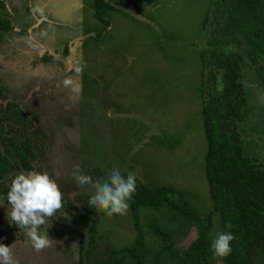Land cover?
I'll return each mask as SVG.
<instances>
[{"label": "rangeland", "instance_id": "rangeland-1", "mask_svg": "<svg viewBox=\"0 0 264 264\" xmlns=\"http://www.w3.org/2000/svg\"><path fill=\"white\" fill-rule=\"evenodd\" d=\"M1 1L0 16L9 17L14 29L0 40L4 86L0 106L12 103L23 113L36 139L37 159L29 171H46L56 180L64 194L66 216L58 212L49 218L50 227L42 226L41 231L48 227L53 242L37 252L25 231L7 217L4 192L0 244L12 245L16 264H80L77 208L97 209L86 202L94 189L79 187L72 174L103 182L111 170H119L146 186L167 185L181 191L201 217L187 222L166 207H140L135 224L130 207L125 215L86 212L90 220H97L95 237L101 250L131 247L139 241L136 253L142 255L143 264H177L182 259L184 264H195L192 253L185 251L200 228L211 224L206 231L210 250L222 232L215 213L211 222L206 218L212 201L204 173L206 141L200 116L199 49L204 45L210 49L206 44L217 25L211 0H136L106 11V24L94 15L93 0ZM205 13L209 20L203 25ZM233 49L242 58L239 81L248 106L240 126L244 154L264 169V84L244 46L235 42ZM68 77L81 85L79 93L63 86ZM20 124L4 122L2 151L5 138L23 137L16 129ZM13 177L0 181L1 186L8 189ZM206 257V264H217L212 250ZM253 259L264 264L259 248ZM135 260L126 254L121 264Z\"/></svg>", "mask_w": 264, "mask_h": 264}, {"label": "trees", "instance_id": "trees-1", "mask_svg": "<svg viewBox=\"0 0 264 264\" xmlns=\"http://www.w3.org/2000/svg\"><path fill=\"white\" fill-rule=\"evenodd\" d=\"M135 1L115 0L112 3L109 0H93L92 7L94 15L106 24V11L128 7ZM210 6L215 7L212 20H216L217 25L206 44L210 49L205 45L199 49L202 65L199 90L203 104L200 116L206 141L204 173L212 201V209L206 218L210 221L211 214L215 213L222 232H231L235 237L231 241V254L222 258L223 264H255L254 251L259 248L264 254V169L244 154L240 126L248 115V106L239 81L242 58L233 45L240 42L244 46L264 84V0H211ZM0 7L4 8V1L0 2ZM205 14L203 25L209 20V14ZM13 29L10 18L0 16V40L3 33ZM44 57L49 58V55ZM1 92H4V86L0 83ZM20 111L12 107V103L0 106V132L5 121L13 125L21 123L16 129L23 136L20 139L5 138L2 142L4 150L0 149V181L20 171L33 169L37 159L35 136L31 134L33 131L24 122ZM8 190L0 182V194ZM128 204L135 224L139 222L140 207H166L173 216H181L187 222L201 217L182 197L181 191L167 185L150 187L136 180V191ZM77 210L80 218L77 226L80 264H89L90 260L93 264H121L126 254L136 259L135 264H143L142 255L136 253L139 241L133 244L134 247L112 249L106 246L102 251L95 237L97 220H90L87 214H97V210L87 213ZM228 223L232 224V228L226 227ZM210 226L209 222L203 225L197 238L185 251L192 253L195 264L207 263L206 256L211 250L208 248L206 231ZM163 237H166L164 232ZM170 250L168 243L166 251ZM97 251L98 255L92 257L91 253ZM184 261L182 259L177 264H184Z\"/></svg>", "mask_w": 264, "mask_h": 264}, {"label": "clouds", "instance_id": "clouds-1", "mask_svg": "<svg viewBox=\"0 0 264 264\" xmlns=\"http://www.w3.org/2000/svg\"><path fill=\"white\" fill-rule=\"evenodd\" d=\"M80 71L82 68H76V72ZM62 83L72 93H79L81 90V85L72 77L64 79ZM72 175L79 187L89 185L94 189V194L88 201L90 209L95 208L108 216L127 213L128 201L136 191V179L133 174L128 173L125 177L119 170H111L103 182L78 172H73ZM63 196L56 180L52 179L46 171H22L15 174L11 180L7 192L9 205L7 217L11 223L25 231L37 252L53 242L47 234V229L51 226L49 218L54 217L58 212H63L65 206ZM62 215L66 216L64 212ZM45 224L48 227L41 231ZM226 227L232 228V224L228 223ZM234 239L231 232L217 233L211 243L213 255L218 258L217 264L220 259L231 254V241ZM0 264H16L12 245L0 244Z\"/></svg>", "mask_w": 264, "mask_h": 264}, {"label": "crops", "instance_id": "crops-1", "mask_svg": "<svg viewBox=\"0 0 264 264\" xmlns=\"http://www.w3.org/2000/svg\"><path fill=\"white\" fill-rule=\"evenodd\" d=\"M19 2H23V1H25V0H18ZM46 2V0H43V2ZM27 7V11L29 12V8H28V6H26Z\"/></svg>", "mask_w": 264, "mask_h": 264}]
</instances>
